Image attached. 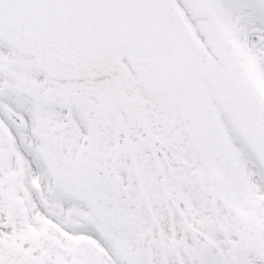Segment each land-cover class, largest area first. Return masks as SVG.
<instances>
[{"label": "snow or ice", "instance_id": "obj_1", "mask_svg": "<svg viewBox=\"0 0 264 264\" xmlns=\"http://www.w3.org/2000/svg\"><path fill=\"white\" fill-rule=\"evenodd\" d=\"M0 264H264V0H0Z\"/></svg>", "mask_w": 264, "mask_h": 264}]
</instances>
